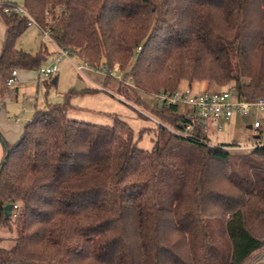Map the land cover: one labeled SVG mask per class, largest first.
Segmentation results:
<instances>
[{
	"label": "trees",
	"instance_id": "trees-1",
	"mask_svg": "<svg viewBox=\"0 0 264 264\" xmlns=\"http://www.w3.org/2000/svg\"><path fill=\"white\" fill-rule=\"evenodd\" d=\"M21 1L59 48L104 70V85L118 67L116 93L136 105L181 82L264 97V0ZM3 9L0 78L38 72L46 49L17 48L28 19ZM95 92L70 89L34 108L13 144L0 137V229L14 233L0 264H249L264 251V143L231 154L242 147L210 146L198 127L173 134L184 119L144 105L161 125L142 150L122 121L68 117L70 97Z\"/></svg>",
	"mask_w": 264,
	"mask_h": 264
},
{
	"label": "rangeland",
	"instance_id": "rangeland-1",
	"mask_svg": "<svg viewBox=\"0 0 264 264\" xmlns=\"http://www.w3.org/2000/svg\"><path fill=\"white\" fill-rule=\"evenodd\" d=\"M12 1L17 3V6H22L21 0ZM29 29L34 31L35 28L33 27ZM44 45L49 50H53L52 45L49 43H45ZM23 46L22 36L17 42V47L25 50V47ZM79 61L78 58L71 56V62L73 64H78ZM44 67L46 66H42V68ZM89 73L97 75L99 79L105 76L103 69L96 71L90 68L86 74L88 75ZM111 75L115 76L117 80L111 78L106 79L108 85H104V77L103 80L99 82L100 89H97L90 86L84 77L79 75L66 59H63L58 63L57 74L51 76L49 79H43L42 77L39 79V98L41 102L39 109H43L46 105L50 104H62L65 101L67 92L77 86L82 85L83 87H80L81 89H97V92L95 93L70 97L68 103L72 109L68 110V117L78 121L104 126L113 125L115 120L122 121L131 129L137 147L142 150H150L153 140V134L151 131L156 128V125L152 119H150L151 115L145 111L146 109H144V107L146 106L149 109H155L161 106H155L152 103L151 96L148 95H141L140 97V103H142L143 106L136 105L131 100L123 99L116 93L120 83L119 80L122 78V75L118 72V67H115L111 71ZM55 77L58 78V82L55 85H52L51 82ZM230 85L231 84L221 87L214 84L192 83L190 87L192 92L197 94L203 91H220ZM123 86L125 85L123 84ZM186 86V82H181L178 87L182 90ZM29 117L31 118V115H29ZM258 119L262 124L261 130H259V132H261V138L259 140H253L252 132L246 129V125L250 124L247 120L241 122L235 121L230 125L225 126L220 132L209 131L205 136L207 137L210 146L236 143L242 148H229L228 152L231 154H247L254 148L251 146H254L256 143H264V115H258ZM0 145L2 147V144ZM2 157L3 155L1 154L0 163ZM13 237L14 233L9 232L6 229H0V248L9 249L12 246ZM262 263H264V251L255 255L249 262V264Z\"/></svg>",
	"mask_w": 264,
	"mask_h": 264
},
{
	"label": "built area",
	"instance_id": "built-area-1",
	"mask_svg": "<svg viewBox=\"0 0 264 264\" xmlns=\"http://www.w3.org/2000/svg\"><path fill=\"white\" fill-rule=\"evenodd\" d=\"M0 5L4 7L3 10L5 13L13 11L28 19L27 26H34L39 29L42 44L49 43L54 47L56 55L50 65L38 71L40 77L49 79L51 76L57 74L58 63L63 59H66L79 75L85 76L88 69H90L89 65L84 61L73 64L68 51L59 48L52 39L50 31L41 28L30 18L23 8L14 4ZM16 81L17 72L12 71L4 79V84L7 87H11ZM148 96H151L152 103L155 106L173 109L174 115L184 119L185 125L182 128L181 134L167 128L173 134L181 137L186 138L191 136L195 127H198L203 134L209 131L220 132L225 126L235 121H250L249 131L252 132V136H257L262 127L258 115H264V97H258L251 102L244 101L237 96L233 86H229L220 91H203L197 94L192 92L191 87L186 86L182 90L178 88L173 92H161L158 94H149ZM150 119L155 124L161 125L153 118Z\"/></svg>",
	"mask_w": 264,
	"mask_h": 264
},
{
	"label": "crops",
	"instance_id": "crops-1",
	"mask_svg": "<svg viewBox=\"0 0 264 264\" xmlns=\"http://www.w3.org/2000/svg\"><path fill=\"white\" fill-rule=\"evenodd\" d=\"M0 4L17 5V3L12 0H0ZM33 27L34 26H28L24 31L25 33L21 35V37L23 36V47H25V50L23 51L34 54L45 48L48 55L46 56V60L43 66H48L52 63L56 55V52H54L55 49L52 46L53 50H49L45 45H42L41 33L36 27H34V31H31L29 29ZM5 32V26L0 18V52L4 41ZM19 39L17 40V42L19 41ZM103 78L104 76L99 79L97 75H94L92 73H89L88 75L85 74L84 76V79L87 81V83L97 89L100 88L99 82L103 80ZM39 79L40 76L38 75L37 71H17V81L11 87L5 86L4 79H1L0 137L7 144L11 145L18 140L23 130V124L30 119L29 115L33 114L34 108H39L41 104L39 98ZM57 82L58 78L55 77L53 78L51 84L55 85ZM80 87L83 86L80 85L73 89L77 91L82 90ZM246 126V129L249 130V124H247ZM1 154L3 155V148L0 145V155Z\"/></svg>",
	"mask_w": 264,
	"mask_h": 264
},
{
	"label": "water",
	"instance_id": "water-1",
	"mask_svg": "<svg viewBox=\"0 0 264 264\" xmlns=\"http://www.w3.org/2000/svg\"><path fill=\"white\" fill-rule=\"evenodd\" d=\"M254 139H259V136H255ZM4 211V216H5V219H7L11 213V206L10 205H6L3 209Z\"/></svg>",
	"mask_w": 264,
	"mask_h": 264
}]
</instances>
